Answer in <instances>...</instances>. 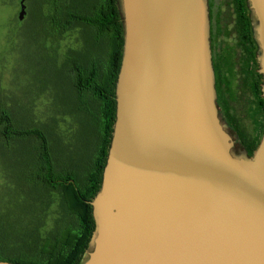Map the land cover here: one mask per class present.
<instances>
[{"label": "water", "instance_id": "water-1", "mask_svg": "<svg viewBox=\"0 0 264 264\" xmlns=\"http://www.w3.org/2000/svg\"><path fill=\"white\" fill-rule=\"evenodd\" d=\"M118 4L115 122L83 264H264V132L251 156L234 151L208 0ZM247 5L264 97V0Z\"/></svg>", "mask_w": 264, "mask_h": 264}, {"label": "trees", "instance_id": "trees-1", "mask_svg": "<svg viewBox=\"0 0 264 264\" xmlns=\"http://www.w3.org/2000/svg\"><path fill=\"white\" fill-rule=\"evenodd\" d=\"M217 1L212 0L216 8ZM232 4L239 46L244 52V76L254 95L253 120L258 127L248 132L240 118L231 112L230 76L235 66V56L229 48H222L218 42L223 31L219 12H209L217 105L222 107L223 117L251 156L264 132L262 75L258 72V46L253 36L247 0H232ZM72 8V12H57L55 8L51 23L62 31L69 29L75 22L90 29L91 40L84 51L67 58L60 72L63 75L62 82L68 85L72 93L74 106L91 122V139L81 156L76 155L61 162L52 154L51 143L42 130L16 126L11 112L0 109V139L8 143L11 140L26 138L27 141L32 138L36 139L38 145L33 156H26L25 161L29 165L28 192H24L25 198L17 207L25 209L31 204L29 198H38L41 203L33 204L37 207L35 213L38 208L47 210L51 205L50 196L57 193L67 217L63 225L46 234L38 228L39 213L25 217L16 214L0 217V260L20 264H83L90 250L89 243L95 228L90 201L100 189L110 147L116 112L115 86L122 59L124 31L118 0H77ZM26 217L33 223L30 228L24 225Z\"/></svg>", "mask_w": 264, "mask_h": 264}, {"label": "rangeland", "instance_id": "rangeland-1", "mask_svg": "<svg viewBox=\"0 0 264 264\" xmlns=\"http://www.w3.org/2000/svg\"><path fill=\"white\" fill-rule=\"evenodd\" d=\"M76 1L26 0L27 15L20 22L19 0H0V109L11 112L16 126L42 130L51 143L52 154L61 162L81 156L91 139V122L74 106L72 93L62 82L60 72L67 58L84 51L91 40L90 29L75 22L62 31L51 23L55 8L57 12H72ZM217 2L216 12L221 11L219 17L223 29L218 42L235 56L230 76V109L251 132L258 124L253 122L254 95L244 76V52L239 46L236 14L232 0ZM230 135L233 137V132ZM25 139L8 143L0 139V217L39 213L38 228L46 234L63 225L67 217L57 193L50 196L51 205L47 210L38 208L35 213L37 207L33 204L41 203L38 198H29L31 204L25 209L17 207L28 192L26 156H33L38 146L36 139ZM234 151L241 153L243 147L236 143ZM24 219L26 227L33 226L27 217Z\"/></svg>", "mask_w": 264, "mask_h": 264}, {"label": "flooded vegetation", "instance_id": "flooded-vegetation-1", "mask_svg": "<svg viewBox=\"0 0 264 264\" xmlns=\"http://www.w3.org/2000/svg\"><path fill=\"white\" fill-rule=\"evenodd\" d=\"M218 3V2H217ZM208 4H209V12H211V14H213L214 12H216V7L214 5H212V0H208ZM219 5V4H217ZM219 12H221L219 10ZM218 106V105H217ZM218 110H219V114L222 118V120L227 124V131L231 134V132H233V140H234V145L236 143H238L239 145H241L243 147V151L248 155V152H247V149L245 148V146L242 145V143L238 140V136H237V133L235 132V130L228 125V123L226 122V119L223 117V114H222V107L219 106L218 107ZM254 122V121H253Z\"/></svg>", "mask_w": 264, "mask_h": 264}]
</instances>
